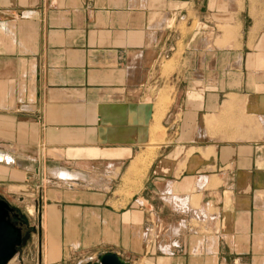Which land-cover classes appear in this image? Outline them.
<instances>
[{
    "label": "crops",
    "instance_id": "0c3cea01",
    "mask_svg": "<svg viewBox=\"0 0 264 264\" xmlns=\"http://www.w3.org/2000/svg\"><path fill=\"white\" fill-rule=\"evenodd\" d=\"M0 158L40 264H264V0H0Z\"/></svg>",
    "mask_w": 264,
    "mask_h": 264
},
{
    "label": "rangeland",
    "instance_id": "374dc122",
    "mask_svg": "<svg viewBox=\"0 0 264 264\" xmlns=\"http://www.w3.org/2000/svg\"><path fill=\"white\" fill-rule=\"evenodd\" d=\"M157 130H153L152 142L160 141V139L156 137ZM147 151H149L146 155L148 157H146L144 164L141 165L142 168L138 172L128 173V177L124 182L127 191H129L130 188H140L143 171L152 155H154L155 149L152 148V145H149ZM31 187H33L31 190H27L26 193H24V191L18 187L14 188L16 192H11L8 185H0V197L8 201L9 204L15 208V211L22 217L21 221L23 222L20 225L24 235V243L18 247L16 255L8 264H40L41 251L39 247L43 237V233L41 232L43 228L40 222V210L43 199L40 198L39 191L36 189H42L44 186L37 184L36 187Z\"/></svg>",
    "mask_w": 264,
    "mask_h": 264
},
{
    "label": "water",
    "instance_id": "95a60500",
    "mask_svg": "<svg viewBox=\"0 0 264 264\" xmlns=\"http://www.w3.org/2000/svg\"><path fill=\"white\" fill-rule=\"evenodd\" d=\"M15 208L0 197V264L8 262L16 255L18 247L24 243L21 227L11 220ZM90 264H130L114 252H107Z\"/></svg>",
    "mask_w": 264,
    "mask_h": 264
},
{
    "label": "bare ground",
    "instance_id": "6f19581e",
    "mask_svg": "<svg viewBox=\"0 0 264 264\" xmlns=\"http://www.w3.org/2000/svg\"><path fill=\"white\" fill-rule=\"evenodd\" d=\"M164 98V97H163ZM168 99V98H167ZM161 103L162 104H160V102L159 103H157V104H160L158 107V110H157V112H156V114H154L155 115V118H156V121H157V126L153 129V130H157V129H159V124H160V121H161V117L163 116V113H164V108H165V106L163 105L164 103H165V100H161ZM163 105V106H162ZM156 108H157V106H156ZM156 125V124H155ZM162 128V127H161ZM156 141V140H155ZM154 143V142H153ZM159 142H157V144H158ZM153 146V145H152ZM153 148V147H152ZM151 154V153H150ZM146 157H148V156H145L144 154H141L138 158H136V160L132 163V165H131V167H130V169H129V173L131 172V173H134V172H138L141 168H142V164H144V162H145V159H146ZM1 159V158H0ZM149 163V162H148ZM31 212H32V210H31Z\"/></svg>",
    "mask_w": 264,
    "mask_h": 264
},
{
    "label": "flooded vegetation",
    "instance_id": "af4514ba",
    "mask_svg": "<svg viewBox=\"0 0 264 264\" xmlns=\"http://www.w3.org/2000/svg\"><path fill=\"white\" fill-rule=\"evenodd\" d=\"M21 216L14 210V212H12L11 214V220L13 223H15L17 226L21 227L20 224H22L23 222L21 221Z\"/></svg>",
    "mask_w": 264,
    "mask_h": 264
}]
</instances>
